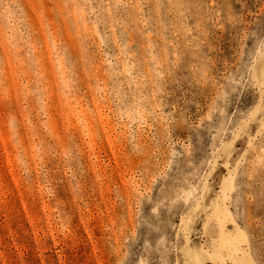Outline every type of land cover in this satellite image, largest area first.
Wrapping results in <instances>:
<instances>
[{
  "label": "rangeland",
  "instance_id": "obj_1",
  "mask_svg": "<svg viewBox=\"0 0 264 264\" xmlns=\"http://www.w3.org/2000/svg\"><path fill=\"white\" fill-rule=\"evenodd\" d=\"M0 264H264V0H0Z\"/></svg>",
  "mask_w": 264,
  "mask_h": 264
}]
</instances>
